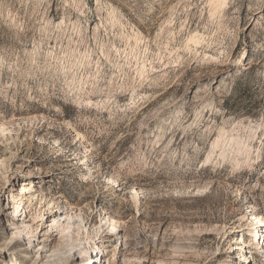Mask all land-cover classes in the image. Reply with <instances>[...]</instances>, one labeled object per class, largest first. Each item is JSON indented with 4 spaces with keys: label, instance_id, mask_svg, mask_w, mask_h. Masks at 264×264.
<instances>
[{
    "label": "rangeland",
    "instance_id": "rangeland-1",
    "mask_svg": "<svg viewBox=\"0 0 264 264\" xmlns=\"http://www.w3.org/2000/svg\"><path fill=\"white\" fill-rule=\"evenodd\" d=\"M251 214L264 0H0V264H264Z\"/></svg>",
    "mask_w": 264,
    "mask_h": 264
},
{
    "label": "bare ground",
    "instance_id": "bare-ground-1",
    "mask_svg": "<svg viewBox=\"0 0 264 264\" xmlns=\"http://www.w3.org/2000/svg\"><path fill=\"white\" fill-rule=\"evenodd\" d=\"M12 198H14L13 197V195L11 196ZM16 208V210H18V206H16L15 207ZM56 212V211H55ZM251 217H250V220H249V226H253L254 227V229H256V228H258V227H260V226H262V225H264V221L261 219V218H259V217H257V216H255V215H253V214H251L250 215ZM112 222H114L113 220H111ZM112 226H113V224H112ZM262 229V228H261ZM251 231V230H250ZM262 234H256V236H255V238L257 239V243H259V241H260V238H259V236H261ZM264 237V234H263V236H262V238ZM263 241H264V239L262 240V242L261 243H263ZM241 243L242 244H244V241H243V239H241ZM74 255V254H73ZM67 257H69V256H67ZM92 258V257H91ZM243 262H246V261H250L251 259L248 257V256H244L243 258ZM61 260V259H60ZM66 259L64 258V260H63V258H62V261H63V263H64V261H65ZM67 260H69V258L67 259ZM66 260V261H67ZM61 261V262H62ZM51 262L52 263H55V261L53 262V261H51L50 260V264H51ZM60 262V263H61ZM45 263V262H44ZM44 263H42V264H44ZM57 264H59L58 263V260H57V262H56ZM55 263V264H56ZM46 264H48V262L46 263ZM62 264V263H61ZM64 264H66V263H64ZM83 264H96V261L92 258V259H89L88 261H85Z\"/></svg>",
    "mask_w": 264,
    "mask_h": 264
}]
</instances>
